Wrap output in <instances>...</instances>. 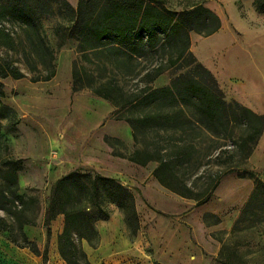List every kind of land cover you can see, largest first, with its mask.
Segmentation results:
<instances>
[{
	"label": "rangeland",
	"instance_id": "rangeland-1",
	"mask_svg": "<svg viewBox=\"0 0 264 264\" xmlns=\"http://www.w3.org/2000/svg\"><path fill=\"white\" fill-rule=\"evenodd\" d=\"M105 1L78 0L74 23L64 17L63 5L50 4V13L42 17V30L47 44L56 51L57 74L52 81L33 82L31 78L38 72L30 70L23 56L0 49L1 56L18 60L26 73L22 79L3 80L5 101L18 111L21 122L10 130L2 119L0 160L7 156L22 160L18 192L35 199L26 205L25 214L35 225L21 228L12 203L11 211L0 209V217L11 224L9 230L0 232V264H68L58 249L65 216L60 214L52 221L49 237L45 213L57 180L77 168L118 178L135 192L139 215V229L134 233L120 208L111 205L110 218L95 223L97 235L88 239L75 233L77 246L85 252L80 256L83 264H264V193L259 194L247 213L244 211L258 181H264V137L245 163L256 175L237 171L226 175L213 197L202 205L164 187L159 180L158 189L152 187L151 177H156L158 161L141 165L126 156L136 150L158 152V148L170 151L186 146L185 152L192 157L178 162L176 170L188 182L210 170H219L220 164L238 160L239 156L233 158L232 142L217 140L195 120L177 129L168 118L177 110L176 105L169 99L149 98L152 89L170 84L189 70L182 62L168 61L171 54H176L173 48L151 50L145 46L138 53L129 48L116 53L114 45L105 40L95 49L87 45L83 50L80 27L92 21ZM159 1L180 11L202 0ZM57 23L63 24L62 32L67 35L62 47L55 33ZM3 24L24 36V27L17 19H5ZM237 44L248 57L264 48L263 43L251 37ZM199 45L201 49L204 43ZM250 61L251 58L247 63ZM74 66L81 78L77 90ZM107 82L120 87L117 106L107 99L105 105V98L94 92ZM185 110L190 115L193 112L192 106ZM109 120L133 122V142L100 136V127ZM219 153L221 157L216 160ZM6 183L0 172V190H8ZM33 244L39 253L31 249Z\"/></svg>",
	"mask_w": 264,
	"mask_h": 264
},
{
	"label": "trees",
	"instance_id": "trees-1",
	"mask_svg": "<svg viewBox=\"0 0 264 264\" xmlns=\"http://www.w3.org/2000/svg\"><path fill=\"white\" fill-rule=\"evenodd\" d=\"M206 2L202 0L178 11L166 7L159 0H106L92 21L80 27L78 34L83 50H86L87 45L95 49L98 43L105 40L114 45L116 53H123L126 48L138 53L145 46L151 50L169 47L176 54H171L168 61L172 64L182 62L189 67L187 72L173 78L170 84L152 89L149 98L169 99L177 110L168 114V118L177 125V129L181 130L179 126L195 120L217 140L232 142L235 147L233 158L237 155L239 159L220 164L219 170H210L193 182H188L176 170L178 162L188 161L192 157L190 152H185L188 150L186 146H178L179 149L170 151L158 148V152L136 150L126 158L141 165L158 161L154 175L160 183L182 197L195 200L196 205L208 202L226 175L235 171L251 177L256 175L245 163L264 134V114L236 99L228 100L217 77L191 50L192 31L209 36L222 26L221 17ZM51 3L63 5L64 17L71 23L75 22L77 9L69 0H0V49L23 56L30 70L38 72L37 76L31 78L33 82L50 81L57 74L56 51L47 44L42 30V17L50 13ZM254 6L264 12V0H254ZM5 19H17L24 27V36L6 28L3 24ZM62 25L57 23L55 28L59 47L66 43L67 37L62 32ZM17 63L18 60L13 57L0 55V141L2 119L6 120L10 130H14L21 122L18 111L5 101L7 95L3 82L8 77H26ZM73 76L74 88L77 90L81 81L77 66H74ZM117 91H120V87L114 86L112 82L103 83L94 89L96 95L116 106L120 103ZM186 106H192L191 115L186 113ZM130 124L135 131V124ZM6 149H10L8 145ZM220 157L221 153L215 159L219 160ZM22 165V160L14 156L0 160V172L8 182V190H0V209L11 211L12 206L9 204L12 203L21 228L25 224L35 225L34 220L25 215L26 205L35 199L18 192V172ZM261 193H264L263 180L258 181L256 192L244 209L245 213ZM111 205L120 208L125 222L137 233L139 215L136 194L118 178L95 170L77 168L57 180L46 209L45 226L51 237L52 221L60 214L65 216L64 229L58 236V249L68 264H83L80 256L85 255L77 246L74 234L88 239L97 235L95 223L110 218ZM10 228L11 224L0 217V232ZM31 249L39 253L35 244Z\"/></svg>",
	"mask_w": 264,
	"mask_h": 264
},
{
	"label": "crops",
	"instance_id": "crops-1",
	"mask_svg": "<svg viewBox=\"0 0 264 264\" xmlns=\"http://www.w3.org/2000/svg\"><path fill=\"white\" fill-rule=\"evenodd\" d=\"M69 1L73 5L78 2ZM206 5L221 17L222 26L209 36L192 31L191 50L214 73L228 98L264 114V48L248 57L249 54L237 44L248 37L264 44V12L255 8L254 0H207ZM200 42L204 43L201 49ZM102 103L108 105L106 99ZM99 132L100 136H117L128 143L134 140L131 125L123 120H109ZM151 185L158 187L156 177H151Z\"/></svg>",
	"mask_w": 264,
	"mask_h": 264
}]
</instances>
